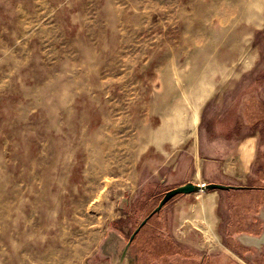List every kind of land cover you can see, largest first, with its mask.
<instances>
[{"label": "rangeland", "instance_id": "obj_1", "mask_svg": "<svg viewBox=\"0 0 264 264\" xmlns=\"http://www.w3.org/2000/svg\"><path fill=\"white\" fill-rule=\"evenodd\" d=\"M240 1L0 0V264H106L107 230L167 189L147 162L160 124L185 114L171 105L191 106L193 126L221 72L261 68L264 0L255 16ZM256 192L222 191L240 218ZM178 197L161 216L179 249L250 264L223 223L180 220Z\"/></svg>", "mask_w": 264, "mask_h": 264}, {"label": "crops", "instance_id": "obj_2", "mask_svg": "<svg viewBox=\"0 0 264 264\" xmlns=\"http://www.w3.org/2000/svg\"><path fill=\"white\" fill-rule=\"evenodd\" d=\"M254 65L255 59L242 70L231 67L212 80L191 132L188 130L192 127L189 122L192 107L171 105L172 110L179 106L176 111L185 114L176 116L174 124L171 121L160 124L154 134L155 140L158 139L154 143L155 154L147 162L167 189L187 181L245 185L256 179L255 163L264 152V62L259 70ZM189 195L182 203L179 197L173 199L178 201L176 212L180 220L190 221L193 226L203 224L205 218L211 225L220 223L219 191Z\"/></svg>", "mask_w": 264, "mask_h": 264}, {"label": "flooded vegetation", "instance_id": "obj_3", "mask_svg": "<svg viewBox=\"0 0 264 264\" xmlns=\"http://www.w3.org/2000/svg\"><path fill=\"white\" fill-rule=\"evenodd\" d=\"M262 74H264V69ZM262 129L264 130V124ZM262 139H264V134ZM257 161L255 163L256 179H251L250 182L242 185L246 186L242 189L257 191L251 197V204L254 203L255 208L251 206L247 211H243L241 218L238 213L236 214V206L230 203L232 197L225 196L222 193L223 190L216 189L221 194L218 201V214H221V211H219L221 202L224 200L227 203L220 221V223L226 225V230L225 233H222V231L219 233L226 242L227 249L250 264H264V254L254 259L249 258L251 254L256 252L255 250H263L264 245L260 247L245 246L239 238L243 234L259 236L263 229L264 221L260 215L261 211L264 212V152L260 153V158ZM166 190L162 192L164 193ZM160 198L154 206L146 210L143 216L137 219L131 218V225L126 227V231L120 230V226L107 230L100 246L101 255L105 257L106 264H208V257H192L190 254H186L184 250L177 247L170 236H167V232L162 230V208L147 217L156 207ZM125 204L127 205V202ZM146 217L145 223L140 226V223ZM238 223H242L245 230L235 227ZM121 228L124 229V226ZM136 229L138 230L136 231Z\"/></svg>", "mask_w": 264, "mask_h": 264}, {"label": "water", "instance_id": "obj_4", "mask_svg": "<svg viewBox=\"0 0 264 264\" xmlns=\"http://www.w3.org/2000/svg\"><path fill=\"white\" fill-rule=\"evenodd\" d=\"M246 186L242 185H231V184H224V183H218V182H209V183H195L192 181H187L185 183L179 184L175 187H172L168 190H166L163 194L162 197L160 198L158 204L156 207L150 212V214L147 216H151L155 212L159 211L164 204L169 201L172 197L178 195V194H190V193H195L199 191H209V190H229V189H242L245 188ZM261 218L264 221V212L261 211ZM147 217L140 223V226L143 225L147 219ZM138 229H136L137 231ZM246 238V240L244 238ZM241 240V243L245 246H250V247H260L264 245V223H263V229L262 233L259 236H254V235H248V234H243L242 236L239 237ZM244 239V240H243Z\"/></svg>", "mask_w": 264, "mask_h": 264}, {"label": "bare ground", "instance_id": "obj_5", "mask_svg": "<svg viewBox=\"0 0 264 264\" xmlns=\"http://www.w3.org/2000/svg\"><path fill=\"white\" fill-rule=\"evenodd\" d=\"M242 2L244 3V2H246V8H247V10H248V12H246L247 14H249V16H252L253 15V11H255L254 9H255V2H253V0H241L240 1V4H242ZM254 16H255V13H254ZM194 117V116H193ZM191 118L192 119V124H193V126L192 127H190L189 128V130L188 131H192V129H194L195 128V126H196V123H197V114H196V116L194 117V118ZM198 168V167H197ZM199 171V170H198Z\"/></svg>", "mask_w": 264, "mask_h": 264}]
</instances>
